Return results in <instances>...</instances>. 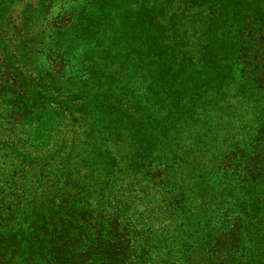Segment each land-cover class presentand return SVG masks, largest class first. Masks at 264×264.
Returning <instances> with one entry per match:
<instances>
[{
  "label": "rangeland",
  "instance_id": "1",
  "mask_svg": "<svg viewBox=\"0 0 264 264\" xmlns=\"http://www.w3.org/2000/svg\"><path fill=\"white\" fill-rule=\"evenodd\" d=\"M0 264H264V0H0Z\"/></svg>",
  "mask_w": 264,
  "mask_h": 264
}]
</instances>
